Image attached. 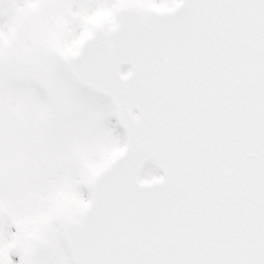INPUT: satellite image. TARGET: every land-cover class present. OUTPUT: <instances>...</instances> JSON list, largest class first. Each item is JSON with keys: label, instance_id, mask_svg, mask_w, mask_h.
<instances>
[{"label": "snow or ice", "instance_id": "1", "mask_svg": "<svg viewBox=\"0 0 264 264\" xmlns=\"http://www.w3.org/2000/svg\"><path fill=\"white\" fill-rule=\"evenodd\" d=\"M0 264H264V0H0Z\"/></svg>", "mask_w": 264, "mask_h": 264}]
</instances>
